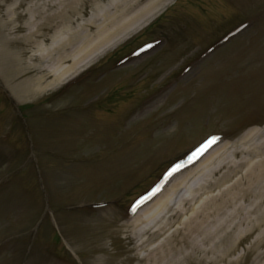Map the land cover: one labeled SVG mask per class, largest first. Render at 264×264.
I'll return each instance as SVG.
<instances>
[{
	"label": "rangeland",
	"instance_id": "1",
	"mask_svg": "<svg viewBox=\"0 0 264 264\" xmlns=\"http://www.w3.org/2000/svg\"><path fill=\"white\" fill-rule=\"evenodd\" d=\"M48 1L0 0V16ZM165 1L55 86L17 98L35 69L0 79V264H138L124 229L140 204L179 172L241 159L233 145L264 129V0ZM255 236L232 264L264 252Z\"/></svg>",
	"mask_w": 264,
	"mask_h": 264
},
{
	"label": "bare ground",
	"instance_id": "2",
	"mask_svg": "<svg viewBox=\"0 0 264 264\" xmlns=\"http://www.w3.org/2000/svg\"><path fill=\"white\" fill-rule=\"evenodd\" d=\"M89 1L97 4L49 0L34 14H18L15 4L5 18L0 16V79L8 82V70L12 76L36 72L15 93L17 98L38 94L78 73L128 36L138 21L167 6L165 0H113L74 27L75 14ZM49 37L54 43L41 46ZM28 49L33 53L25 62ZM243 140L231 152L243 155L241 159L219 170L197 166L179 172L140 204L125 224L124 238L136 251L129 259L138 264H232L241 256H229L248 236L256 233L252 246L263 245L264 129L243 134ZM263 258L259 252L252 264Z\"/></svg>",
	"mask_w": 264,
	"mask_h": 264
}]
</instances>
